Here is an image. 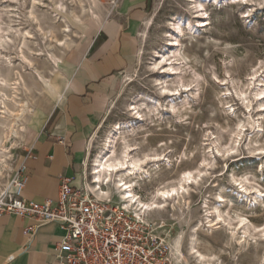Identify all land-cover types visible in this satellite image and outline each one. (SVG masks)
Listing matches in <instances>:
<instances>
[{"label": "rangeland", "instance_id": "374dc122", "mask_svg": "<svg viewBox=\"0 0 264 264\" xmlns=\"http://www.w3.org/2000/svg\"><path fill=\"white\" fill-rule=\"evenodd\" d=\"M196 1L152 0L141 54L119 75L122 87L92 134L85 164L112 125L133 120L117 150L129 142L154 169L136 187L143 200L186 172L194 177L178 199L145 215L169 237L172 264H264V0H221L207 4L205 15L195 12ZM104 2L0 0V199L15 190L27 128L62 94L82 28ZM158 155L165 159L153 161Z\"/></svg>", "mask_w": 264, "mask_h": 264}, {"label": "crops", "instance_id": "0c3cea01", "mask_svg": "<svg viewBox=\"0 0 264 264\" xmlns=\"http://www.w3.org/2000/svg\"><path fill=\"white\" fill-rule=\"evenodd\" d=\"M151 7L152 0H105L83 26L62 94L43 106L23 136L26 181L21 195L26 199L56 202L62 175L84 185L89 141L111 114L113 93L136 63ZM29 225L35 221L0 212V264H59L55 243L65 230L50 222L30 235Z\"/></svg>", "mask_w": 264, "mask_h": 264}, {"label": "built area", "instance_id": "2783aa9c", "mask_svg": "<svg viewBox=\"0 0 264 264\" xmlns=\"http://www.w3.org/2000/svg\"><path fill=\"white\" fill-rule=\"evenodd\" d=\"M24 168L21 164L15 190L1 202L0 212L33 219L35 225L26 229L30 235L46 223L60 225L65 235L55 243L59 264H172L170 239L156 221L111 197L98 198L67 175L60 177L56 202L26 199Z\"/></svg>", "mask_w": 264, "mask_h": 264}, {"label": "bare ground", "instance_id": "6f19581e", "mask_svg": "<svg viewBox=\"0 0 264 264\" xmlns=\"http://www.w3.org/2000/svg\"><path fill=\"white\" fill-rule=\"evenodd\" d=\"M232 1L248 4L253 0ZM212 3L221 5V0H197L194 5V8L196 9L195 12L197 14L199 13V15L200 13L204 15L207 14L206 6L207 4ZM254 14L255 9L252 8L248 9L245 16L251 17ZM207 20V17L202 18L201 25L205 26L206 24H208ZM185 25L191 27V22L187 20V23H185ZM174 29L178 35L183 33V29L181 28V19L176 20V23H174ZM177 94H180V92ZM134 108H136V106ZM24 110L25 109L21 107V109L16 113L17 117H21ZM16 124L17 121L14 120L11 131H14ZM134 124L135 122L133 120H130L118 121L114 125H112V127L105 135L103 147L95 155L91 163H89V159L87 160L86 168L87 174L90 175V183L84 182V185L89 191H93L95 195L100 199L110 197L111 190L116 191L118 197L121 199L120 202L126 208L130 210L134 209L135 211H133L142 217L153 210L164 209L168 200L178 199L181 196V189L184 187L183 182H190L194 179V177L192 176L191 172H186L179 179V182L177 184L168 188H160L150 200H143L137 193L136 187L139 185V182L141 180L151 177L154 169H151V166H149L148 159H143L141 157L135 156L132 153L131 144L129 142H125V146L121 152H118L117 150L118 142L121 138H123L122 135L125 134L123 133L125 132L124 129L132 127L134 126ZM6 137H8V134ZM162 159L165 158H161L158 155L157 158H153V161L158 162ZM167 161V165L170 166V160L167 159ZM2 162H5V159H2ZM107 186L109 188V191L105 190L104 188ZM13 188L15 189V186H13ZM2 201L3 197L0 199V202ZM190 252L191 254H196L197 259L199 260L205 259V255L198 252V250L196 251L193 246H191Z\"/></svg>", "mask_w": 264, "mask_h": 264}]
</instances>
